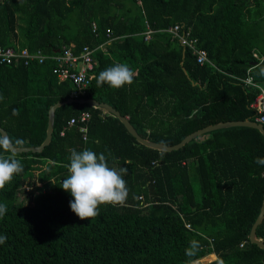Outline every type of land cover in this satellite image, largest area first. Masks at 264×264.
Segmentation results:
<instances>
[{"label":"trees","instance_id":"obj_1","mask_svg":"<svg viewBox=\"0 0 264 264\" xmlns=\"http://www.w3.org/2000/svg\"><path fill=\"white\" fill-rule=\"evenodd\" d=\"M261 21L264 0H0V46L49 56L90 47L94 77L80 98L111 106L142 138L174 146L206 126L254 122L249 105L259 90L242 80L249 71L264 88ZM174 24L190 29L210 63L197 64L164 31ZM116 63L136 72L134 82L97 86L98 74ZM54 67L49 59L0 65V128L16 148L40 146L50 107L71 98L74 86ZM82 112L90 114L85 139L79 125L67 126ZM73 148L104 153L110 167L127 170L123 206L101 205L85 220L71 211L60 184ZM15 156L24 168L0 189L7 208L0 264H199L210 254L216 259L207 264H264V250L249 241L264 194V165L255 162L264 158V139L254 128L215 130L161 152L140 145L103 109L74 102L55 110L42 152ZM256 235L264 242V218Z\"/></svg>","mask_w":264,"mask_h":264},{"label":"clouds","instance_id":"obj_2","mask_svg":"<svg viewBox=\"0 0 264 264\" xmlns=\"http://www.w3.org/2000/svg\"><path fill=\"white\" fill-rule=\"evenodd\" d=\"M134 77L135 73L129 66L116 63L102 70L96 77V83L97 86L106 84L118 90L131 85ZM69 161L65 165L68 175L61 181L60 187L71 194L73 199L70 200L69 207L80 220L98 216L101 205L123 206L126 203L129 189L124 179L127 171L125 168L110 167L108 156L87 148L81 151L71 149ZM255 162L264 165V158L257 157ZM23 168L22 162L11 151L10 140L0 138V189L11 182L14 175L20 174ZM6 211V205L0 204V218ZM6 240L5 235H0V244H4ZM197 247V243L193 241L192 250Z\"/></svg>","mask_w":264,"mask_h":264},{"label":"built area","instance_id":"obj_3","mask_svg":"<svg viewBox=\"0 0 264 264\" xmlns=\"http://www.w3.org/2000/svg\"><path fill=\"white\" fill-rule=\"evenodd\" d=\"M136 1L140 4V0ZM164 31L170 34L172 38L177 39L183 49H190L196 58L197 64L202 66L207 62L210 63L206 51L197 48V40L191 38L190 29L184 24H174ZM107 33L109 34L110 31L107 30ZM153 34L154 30L146 23L145 31L143 32L144 40L149 41ZM93 52L94 50L88 46H83L79 53H75L72 47L64 46L54 55L49 56L41 50L31 51L25 47L20 48L18 45L16 47L0 46V65L18 66L23 64L24 66H28L33 62L43 64L48 59L52 60L55 64L52 73L56 75L60 82L70 81L74 86L71 99H81L80 97L86 94L94 77L92 73L94 70ZM253 56L257 58L256 54H253ZM248 73L247 77L242 80V84L246 88L251 87L259 90L258 95L249 105V108L254 112V122L261 124L264 128V88L256 83ZM89 119L90 114L88 112H82L78 116L72 117L67 126L79 125L80 132L85 139L87 132L86 124ZM63 134L64 131L62 130L60 135L62 136ZM185 226L190 228L189 224H185Z\"/></svg>","mask_w":264,"mask_h":264},{"label":"water","instance_id":"obj_4","mask_svg":"<svg viewBox=\"0 0 264 264\" xmlns=\"http://www.w3.org/2000/svg\"><path fill=\"white\" fill-rule=\"evenodd\" d=\"M255 65H256V63L251 64V66H255ZM74 102L79 103V104H87V105H90V106H93L96 108L103 109L105 112L116 117L123 124V126L125 127L127 132L132 137H134L136 142H138L140 145H142L146 148H150V149L161 151V152H171V151L179 150L185 144L189 143L190 141H192L194 139L201 137L202 135L208 134V133L215 131V130L231 128V127L254 128L261 133V135L264 139V128L262 127L261 124H258L256 122H252L250 120H244V121L221 122V123H217L214 125L206 126L200 130H197V131L187 135L180 143H178L174 146H166L164 144L151 142L147 139L142 138L140 135H138V133L135 131V129L129 123L127 118L121 116V114L117 110L112 108L111 106H109L105 103L98 102L96 100H92V99H71L70 98V99L66 100L65 102H57L50 107V109L48 111L46 136H45V139L40 146L16 148V147H14L12 142L10 141V147H11L12 153L17 154V153H28V152H31V153L42 152L43 149L45 148V146H47L51 141L55 110L64 104L74 103ZM0 135L2 138H8L9 139L6 131L3 130L2 128H0ZM263 218H264V194H263V199H262V204H261L259 214H258L254 224L252 225L251 230H250V234H249L250 243L258 246L262 250H264V242L261 239L257 238L256 229H257L258 225L262 222Z\"/></svg>","mask_w":264,"mask_h":264},{"label":"rangeland","instance_id":"obj_5","mask_svg":"<svg viewBox=\"0 0 264 264\" xmlns=\"http://www.w3.org/2000/svg\"><path fill=\"white\" fill-rule=\"evenodd\" d=\"M260 26H261V27H264V22H263V26H262V21H261ZM261 30H262V32H261L260 39H261V41H262V43H263V42H264V28L261 29ZM19 35H21V30H19ZM191 182H192V184H193V187H194V189H195L196 194H198L197 181L195 180V176H194L193 172L191 173ZM23 198H24V196L21 194V195L18 196L17 201L20 202V201H22ZM206 258H207V260H206L205 262H201V263H199V264H207V262H208L209 260H211L210 257H206ZM203 259H204V258H203ZM201 260H202V259H201ZM199 261H200V260H199ZM193 264H195V262H194Z\"/></svg>","mask_w":264,"mask_h":264},{"label":"crops","instance_id":"obj_6","mask_svg":"<svg viewBox=\"0 0 264 264\" xmlns=\"http://www.w3.org/2000/svg\"><path fill=\"white\" fill-rule=\"evenodd\" d=\"M70 47H72V46H70ZM135 73V75H136V72H134ZM211 256H213L214 258H211V260H209L207 263H209V262H211V261H213V260H215L216 259V255L215 254H210V255H208V256H206V257H211ZM206 257H204V258H206ZM203 259V258H202ZM201 260V259H200Z\"/></svg>","mask_w":264,"mask_h":264}]
</instances>
